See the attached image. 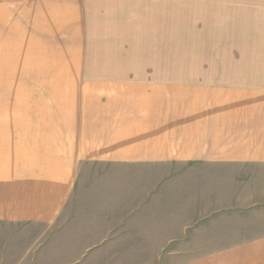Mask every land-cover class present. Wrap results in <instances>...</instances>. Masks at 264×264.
Here are the masks:
<instances>
[{
  "label": "crops",
  "instance_id": "0c3cea01",
  "mask_svg": "<svg viewBox=\"0 0 264 264\" xmlns=\"http://www.w3.org/2000/svg\"><path fill=\"white\" fill-rule=\"evenodd\" d=\"M167 2L0 0V223L51 224L78 173L235 174L178 239L114 230L77 264L172 242L200 253L181 264H264V0H190L194 24L172 26Z\"/></svg>",
  "mask_w": 264,
  "mask_h": 264
},
{
  "label": "rangeland",
  "instance_id": "374dc122",
  "mask_svg": "<svg viewBox=\"0 0 264 264\" xmlns=\"http://www.w3.org/2000/svg\"><path fill=\"white\" fill-rule=\"evenodd\" d=\"M166 10L162 24H194L190 0H168ZM233 175L181 173L175 168L166 172L101 169L78 173L66 205L51 224L0 223V264H77L85 258L87 246L108 238L114 230L138 229L143 223L152 231L161 230L168 238L178 239L180 225L190 223L181 221L182 216L221 211L222 195L231 189ZM128 213L150 214L152 218L127 220ZM222 223L221 219L211 223L209 242L226 239L219 235ZM189 255L200 253L178 254V244L172 242L164 252L138 254L135 264H181Z\"/></svg>",
  "mask_w": 264,
  "mask_h": 264
}]
</instances>
